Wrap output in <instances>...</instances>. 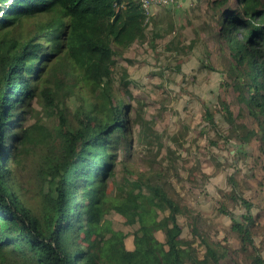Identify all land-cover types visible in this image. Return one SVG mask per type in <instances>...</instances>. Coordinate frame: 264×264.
<instances>
[{
  "label": "trees",
  "instance_id": "16d2710c",
  "mask_svg": "<svg viewBox=\"0 0 264 264\" xmlns=\"http://www.w3.org/2000/svg\"><path fill=\"white\" fill-rule=\"evenodd\" d=\"M114 0H0V260L6 264H223L229 252L219 241L210 239L191 226L200 236V255L194 239L183 238L178 215L188 213L166 187L154 182L153 174L136 173L127 164L112 179L116 196L103 194V205L96 209L94 198L100 192L104 174L85 178L92 172L99 151L116 133L129 125L127 105L114 99L111 64L116 48H127L133 41L145 38L146 18L136 0H126L125 8L115 12ZM227 0L220 4L219 34L231 49L234 64L231 71L243 66L242 99L250 112L264 115V0H236L238 10ZM219 7V6H218ZM49 13L51 18L37 32L18 38L13 29L22 18ZM239 26L244 28L238 35ZM53 51L64 46L65 54L79 70L91 90V96L75 106L72 113L63 104L61 79L40 89L43 115L26 123L30 101L35 95L31 76L39 72L34 65L48 60ZM39 63V65H40ZM221 112L233 128L229 105L220 102ZM213 122L214 114L206 107L203 115ZM259 139L264 145V122L258 121ZM238 131H240L238 129ZM244 134L241 139L245 141ZM13 167L8 166V161ZM24 162L32 164L37 207H29L23 172ZM112 173V171H108ZM132 175L138 186H134ZM156 176V175H155ZM152 177V179H151ZM85 183L86 200L79 205L86 230L96 237L78 241L71 207L77 185ZM77 184V185H76ZM113 196V197H114ZM243 221L233 219L242 247L253 245L251 226L254 219L250 203ZM114 210L127 223L135 226L131 233L112 227L105 219L99 229L95 223L105 211ZM161 230L163 240L154 232ZM133 235L136 243L127 252L124 238ZM237 264V263H233ZM264 264L256 246L247 262Z\"/></svg>",
  "mask_w": 264,
  "mask_h": 264
},
{
  "label": "rangeland",
  "instance_id": "374dc122",
  "mask_svg": "<svg viewBox=\"0 0 264 264\" xmlns=\"http://www.w3.org/2000/svg\"><path fill=\"white\" fill-rule=\"evenodd\" d=\"M211 1L178 0L158 6L146 21L145 38L124 49L113 45L115 53L108 79L114 99L127 105L129 125L99 151L94 169L86 172L83 180L105 175L94 198L99 210L104 206L103 194L115 199L111 195L115 188L112 179L118 177L124 164L136 173L153 174L152 181L163 184L188 212L178 215L181 236L194 239L193 245L201 255L200 236L191 231L194 225L197 232L228 248L221 263L238 264L248 261L255 246L264 258V145L258 136V121L264 122V115L254 116L242 99L246 96L244 68L230 69L234 64L232 51L227 39L219 34L220 4L212 5ZM226 6L238 10L236 0H227L223 8ZM50 18L49 13L22 18L13 31L18 38H26ZM243 31L239 26L238 35ZM45 51L48 60L40 63L37 59L34 63L39 72L31 76L35 95L26 123L44 116L40 89L44 85L54 87L58 78L62 81L60 90L65 95L63 104L68 112L72 113L75 106L91 96L64 46L53 51L48 45ZM221 101L229 105L237 130L221 112ZM206 107L214 114L213 122L203 117ZM24 164L27 196L22 199L35 209L38 195L33 168L28 162ZM8 166L13 167L11 160ZM110 170L112 173H108ZM135 176L132 179L136 187ZM78 187L71 211L76 222L74 235L78 233L76 239L82 242L87 235L93 239L96 234L91 230L85 232V215L80 213L79 205L86 200L83 192L87 187L84 181ZM240 197L250 203L254 219L253 245L245 247L231 229L233 219L243 221L240 215L246 211ZM105 219L110 220L114 230L131 233L135 228L114 210H106L101 218L95 219L99 229ZM154 234L157 240H163L161 230ZM135 243L131 234L124 238L129 253ZM0 264H6L5 260H0Z\"/></svg>",
  "mask_w": 264,
  "mask_h": 264
},
{
  "label": "built area",
  "instance_id": "2783aa9c",
  "mask_svg": "<svg viewBox=\"0 0 264 264\" xmlns=\"http://www.w3.org/2000/svg\"><path fill=\"white\" fill-rule=\"evenodd\" d=\"M125 1L126 0H114L113 5L115 11L125 8ZM145 14L146 21L148 20L149 16H151L154 12L155 8L158 6L161 7L167 4L175 3L178 0H136Z\"/></svg>",
  "mask_w": 264,
  "mask_h": 264
},
{
  "label": "clouds",
  "instance_id": "9594fccd",
  "mask_svg": "<svg viewBox=\"0 0 264 264\" xmlns=\"http://www.w3.org/2000/svg\"><path fill=\"white\" fill-rule=\"evenodd\" d=\"M114 6V5H113ZM115 10V9H114ZM119 11V10H118ZM115 12H117V11H115Z\"/></svg>",
  "mask_w": 264,
  "mask_h": 264
}]
</instances>
